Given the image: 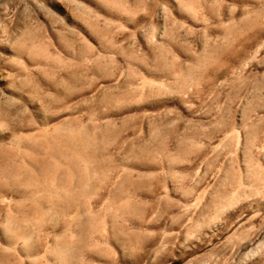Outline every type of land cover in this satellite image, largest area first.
Here are the masks:
<instances>
[{"label": "rangeland", "instance_id": "rangeland-1", "mask_svg": "<svg viewBox=\"0 0 264 264\" xmlns=\"http://www.w3.org/2000/svg\"><path fill=\"white\" fill-rule=\"evenodd\" d=\"M0 126L9 264H264V0H0Z\"/></svg>", "mask_w": 264, "mask_h": 264}, {"label": "bare ground", "instance_id": "bare-ground-1", "mask_svg": "<svg viewBox=\"0 0 264 264\" xmlns=\"http://www.w3.org/2000/svg\"><path fill=\"white\" fill-rule=\"evenodd\" d=\"M7 123V122H6ZM3 124V123H2ZM7 125V124H6ZM45 127L42 128L41 130L38 131L37 134H35V137H34V133L33 134H30L28 133V136H31V137H34L38 140H40L41 142V145L47 150L45 151V155H47L46 157L44 156V158H46L47 160L51 161L50 158H52V161L54 163V165H56V169H54V171H52V176L56 179L55 175L57 174V168L59 167V165L61 164V161L59 159H57L56 157H54V155H51L49 154V151L48 149L51 148V142H50V139L49 137L50 136V132H49V126L48 124L45 122ZM48 126V127H47ZM55 126H53V130H55ZM51 129V128H50ZM57 130V129H56ZM37 131V130H36ZM4 129L2 128V126H0V139L2 137H4ZM36 133V132H35ZM53 133V132H52ZM51 133V134H52ZM20 134V133H19ZM56 134V133H54ZM54 137V136H53ZM8 138V139H7ZM7 142H9V144H12L13 146H16V148L19 150V151H22L25 155L27 156H32L34 151H33V146H30L26 143V141L20 136L18 135L17 133L15 132H12L10 133L8 136H7ZM56 140H57V137H54ZM53 138V139H54ZM3 139V138H2ZM36 141V140H35ZM58 143H60L58 140H57ZM71 150V149H70ZM30 159V158H29ZM34 160V159H32ZM23 161H26V160H23ZM31 161V160H30ZM36 161V160H34ZM63 161V160H62ZM41 162V161H40ZM73 162V160H72ZM34 163V162H33ZM37 163V162H36ZM68 163H71V162H68ZM28 164V163H27ZM39 164V163H38ZM67 164V163H66ZM32 165V164H31ZM46 165V164H45ZM71 165V164H70ZM11 167V165H10ZM20 167V166H19ZM55 167V166H54ZM53 167V168H54ZM61 168V167H59ZM32 169V168H31ZM61 171V170H60ZM73 169L70 170L69 172V178L70 179H73L74 178V174H73ZM13 172V171H12ZM33 172V175L34 177L37 178V175L36 173L34 172V170L32 171ZM76 174V173H75ZM77 175V174H76ZM5 176V175H4ZM66 176V175H65ZM52 177V178H53ZM8 178V176L6 177ZM44 178V177H43ZM77 178V177H76ZM31 179V178H30ZM11 180V179H10ZM40 181V180H39ZM45 181V180H44ZM72 180H70L69 182H71ZM30 182V181H29ZM33 183V182H32ZM46 183V182H45ZM62 183V182H60ZM67 183V182H66ZM7 184V182H6ZM9 184V183H8ZM8 184L6 185L7 187H10L8 186ZM79 184V183H78ZM87 184V183H85ZM67 186V184L65 185ZM64 186V187H65ZM70 188V190H75L76 188L73 187V185H68ZM86 186V185H85ZM13 187V186H12ZM68 189V190H69ZM10 194L12 195L11 197H8V199L5 201V204H3V208H0V264H9L10 260L12 259V255H13V252L17 251L18 253H20L21 255L27 257L33 253H36L37 251V248H36V245H34V243H32V239H30L29 237V234L27 233L26 229H25V225L23 223V226L21 225H17V222L14 221L13 219V215H11V213H13V206H12V203L13 201H16L18 202V212H22V207L24 205H22L23 203L22 202H26V201H31L32 203H38L37 200H38V197L41 195V193H44L46 195V198L47 200H53V198L57 195L54 196V194H52L47 188L45 189H39V190H33V191H30V192H23V191H19V190H16L15 188H11L10 189ZM76 192V191H75ZM72 193V192H71ZM70 193V194H71ZM75 194V193H74ZM10 196V195H9ZM44 196V195H42ZM60 196V195H59ZM59 198V197H58ZM44 199V198H43ZM64 198L62 197V200ZM56 200V199H55ZM61 200V202H62ZM1 203V202H0ZM3 203V202H2ZM57 205V204H56ZM17 206V205H16ZM62 207V206H61ZM37 208V206H36ZM52 209V208H51ZM46 211L44 209H42L41 206H39L37 208V215L39 217H42V215L45 213ZM106 212V211H105ZM35 213V212H34ZM14 214V213H13ZM16 214V213H15ZM22 214V213H20ZM11 215V216H10ZM45 216V215H44ZM78 216V212H76L75 216L76 217ZM29 216H27L26 218H28ZM16 220V219H15ZM21 220V219H20ZM29 220V219H28ZM26 221V220H25ZM22 222V221H20ZM26 223V222H25ZM29 223V222H28ZM54 223V222H53ZM20 224V223H19ZM56 224V222L54 223ZM55 225L52 226L51 228L54 229ZM55 230V229H54ZM53 230V231H54ZM52 231V232H53ZM65 231H70L71 232V226L69 225L67 228L64 229V231H62V234L64 235V232ZM29 232V231H28ZM56 232V231H54ZM57 233V232H56ZM61 234V232H60ZM61 234V236H62ZM68 234V233H67ZM56 235V234H54ZM66 235V233H65ZM47 237V236H46ZM56 237V236H55ZM57 238H59L57 236ZM62 238V237H61ZM55 239V238H54ZM57 240V239H56ZM55 240V241H56ZM60 240V239H59ZM63 241V240H62ZM50 242V241H49ZM53 242V239L51 241L50 244H52ZM58 242V241H57ZM62 243V242H61ZM54 244V243H53ZM66 244H64L65 246ZM54 257H52L54 263L56 264H70V257H69V253L66 252L64 250V248L61 246H59L58 243H55L54 245ZM66 247V246H65ZM45 255H48L52 252L53 250V247H52V250L51 251H48L49 249H51V246L48 244L45 248ZM48 252V254H46ZM50 252V253H49ZM44 253V252H43ZM17 254V253H16ZM38 254V253H37ZM52 254V253H51ZM38 258V257H37ZM51 260V261H52ZM35 261V260H33ZM22 262V260H21ZM40 262V261H39ZM47 262V261H46ZM12 264V263H11ZM16 264V263H15Z\"/></svg>", "mask_w": 264, "mask_h": 264}]
</instances>
